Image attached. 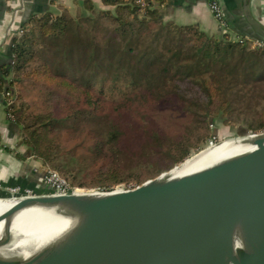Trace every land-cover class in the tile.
<instances>
[{
	"label": "water",
	"instance_id": "95a60500",
	"mask_svg": "<svg viewBox=\"0 0 264 264\" xmlns=\"http://www.w3.org/2000/svg\"><path fill=\"white\" fill-rule=\"evenodd\" d=\"M220 1L224 13L235 3ZM241 5L250 38L264 40L250 0ZM250 133L255 149L185 175L171 169L129 188L0 196L14 201L0 214V247L25 213L37 229L64 225L30 255L0 256V264H264V131Z\"/></svg>",
	"mask_w": 264,
	"mask_h": 264
},
{
	"label": "trees",
	"instance_id": "16d2710c",
	"mask_svg": "<svg viewBox=\"0 0 264 264\" xmlns=\"http://www.w3.org/2000/svg\"><path fill=\"white\" fill-rule=\"evenodd\" d=\"M104 2L114 6L115 11L96 9L92 2L86 0L83 8L87 11L93 10L96 13L95 17L85 12L80 13L81 16L78 17L66 10L34 17L21 35L13 39L11 61L0 66V89L6 91L8 98L14 96L16 86L23 85L24 77L34 80L35 84L42 83L51 88V91L46 92L45 95L48 97L44 100L50 109L37 110L32 108L31 104L18 105L8 99L6 108L8 116L20 131L22 142L29 148L30 155L43 165L44 175L48 168L60 169L56 164L54 152L56 137L52 134L60 120L49 102L55 100L56 105H60L68 119L81 113L71 106L80 96L85 98L87 111L96 113L100 111L91 87L93 79L97 76L98 67L92 69L84 79H77L75 76L69 78L67 73L57 69L58 67L55 68L58 63L61 64L60 61L56 64L47 58L42 59L48 44L58 46V53L62 52L61 56H67L64 59L74 58L75 52L81 49L85 56L99 53L101 45L90 38L85 45H76V47L65 45L68 48L61 51V40L69 34H73V42L81 41V36L75 35L74 29L100 27L102 19L108 20L116 29L117 38L120 37V41L125 42L122 45L114 37L110 38V43L104 46L108 61L100 64L104 70H109L108 64H112L114 67L112 70L117 74L114 76L115 80H121L129 87L135 88L143 84L147 85L146 87L152 89L153 93L157 89H165L169 80H173L168 90L171 92L170 97L179 100L181 97L189 99L190 104L199 106L200 109L207 106L205 108L210 111L211 104L216 100L219 101L216 105L218 108L227 105L226 91L229 90L230 84H223L220 75L228 68L234 72L237 65L240 66L245 62L242 66L246 76L254 75L259 76L258 79H264V73L258 75L260 72L256 70L261 62L264 64V48L251 47L249 42L237 40L222 31L219 34H209L196 24L179 25L165 22L160 8L157 7V3L164 4L165 0H146L145 6L137 4L135 0ZM232 58L240 60L230 65ZM79 61L73 60L70 64L77 72L79 69L75 66L80 63ZM9 76L12 77L6 84L4 79ZM158 93L161 95L160 91ZM20 97L21 95L18 96ZM195 97L200 99V103L195 101ZM93 104L96 108H93ZM192 114L199 118L198 121L202 122V126L196 139H189L183 145L172 146L176 149L175 154L178 156L176 159L179 161L189 155L191 148L198 147L199 141L208 133V112L198 115L193 111ZM262 128H264L263 121L252 127L255 131ZM119 137V134L114 136L118 140ZM154 138L158 142H164L166 139L164 136ZM102 150L103 146L100 145L98 152ZM70 184L78 189L71 182Z\"/></svg>",
	"mask_w": 264,
	"mask_h": 264
},
{
	"label": "rangeland",
	"instance_id": "374dc122",
	"mask_svg": "<svg viewBox=\"0 0 264 264\" xmlns=\"http://www.w3.org/2000/svg\"><path fill=\"white\" fill-rule=\"evenodd\" d=\"M87 14L96 16L93 10ZM77 16H81L80 11ZM100 25L92 29H74L75 35L81 36V41L73 42V34H69L61 40L60 46L61 51H65L69 45H85L90 38L101 45L99 53L85 56L81 49L75 52L74 58L64 59L67 56L63 57L62 52L58 53V46L48 44L44 56L42 55V59L47 58L56 64L60 61L61 64L58 63L55 68L58 67L57 69L67 73L69 78L75 76L77 79H84L92 69L99 68L91 83L94 99L98 101V113L86 110L84 96L72 102L71 106L81 113L69 119L60 105H56L55 100L49 102L60 120L59 125L52 131L56 137V164L60 169L48 170L58 172L80 190H111L120 185L129 188L171 170L213 143L250 132L264 131V128L258 131L252 129L259 122H264V79H258L259 76L254 75L246 76L242 66L245 62L237 65L234 72L228 68L220 75L223 84H230L229 90L226 91L227 105L218 108L216 105L219 101L216 100L211 104L210 111L205 108L207 106L200 109L199 106L190 104L189 99L170 97L171 92L168 90L173 80H169L165 89L154 90V93L146 87L147 85L135 88L129 87L121 80H115L114 76L117 74L112 70V64H108L109 70H104L100 65L108 61L104 46L110 43L111 37L122 45L125 41L117 38L116 29L108 20L102 19ZM72 59L81 60L75 66L79 69L78 72L70 66ZM239 60L232 58L229 64L234 65ZM262 64L261 62L256 68L257 72H260L258 75L264 73ZM23 82L21 87L16 86L12 98L5 94L6 100L18 105L31 104L32 108L37 110L50 109L44 100L48 97L45 94L51 91V88L42 83L35 84L34 80L28 77H24ZM195 101L200 103L199 98L195 97ZM96 105L93 104V108H96ZM193 111L198 115L208 112V133L199 141L198 147L191 148L189 155L179 161L176 159V149L172 146L183 145L189 139H196L202 126L199 118L192 114ZM116 134H119V140L114 138ZM156 136H164L166 139L164 142H158L154 138ZM100 145L103 150L99 153Z\"/></svg>",
	"mask_w": 264,
	"mask_h": 264
},
{
	"label": "crops",
	"instance_id": "0c3cea01",
	"mask_svg": "<svg viewBox=\"0 0 264 264\" xmlns=\"http://www.w3.org/2000/svg\"><path fill=\"white\" fill-rule=\"evenodd\" d=\"M86 0H0V66L9 63L12 58L13 39L20 35L34 17L47 13H61L63 10L77 16L87 10L83 8ZM96 9L115 11L114 6L105 4V0H87ZM242 1L235 0L225 8V18L229 34L236 37L253 36L245 23ZM254 16L264 23V0H250ZM165 22L179 25L196 24L209 34H219L221 28L209 9L208 0H165L157 3ZM24 24V25H23ZM254 37V36H253ZM7 84L8 77L4 79ZM6 91L0 89V196H11V187L45 189L44 167L29 153L22 142L19 129L6 112Z\"/></svg>",
	"mask_w": 264,
	"mask_h": 264
},
{
	"label": "bare ground",
	"instance_id": "6f19581e",
	"mask_svg": "<svg viewBox=\"0 0 264 264\" xmlns=\"http://www.w3.org/2000/svg\"><path fill=\"white\" fill-rule=\"evenodd\" d=\"M256 137V135L246 133L239 137L223 139L218 143H213L199 151L196 155L187 158L182 163L173 167L171 174L173 176L185 175L228 157L251 151L256 147L253 143ZM13 202L14 201L9 199H0V214L5 212ZM30 215L32 214L25 213L19 216L13 223L12 231L14 232V237L7 244L0 247V256H28L43 243L50 241L64 229V225L59 222L48 224L37 229L29 225L28 220ZM3 227V223H1L0 239H3L5 234Z\"/></svg>",
	"mask_w": 264,
	"mask_h": 264
},
{
	"label": "built area",
	"instance_id": "2783aa9c",
	"mask_svg": "<svg viewBox=\"0 0 264 264\" xmlns=\"http://www.w3.org/2000/svg\"><path fill=\"white\" fill-rule=\"evenodd\" d=\"M137 4L141 6L146 5V0H135ZM209 9L214 15L215 19L223 33L229 34V28L226 22L224 9L220 0H209ZM23 32V30L20 32ZM19 35V36H20ZM235 39L240 41H247L250 43L251 47H261L264 48V40L250 37H236ZM213 143V141H211ZM44 177L45 189L35 190L32 188H22L20 186L11 187V196H31L40 194H67L73 192L77 188H73L70 182L62 177L58 172L47 170Z\"/></svg>",
	"mask_w": 264,
	"mask_h": 264
}]
</instances>
